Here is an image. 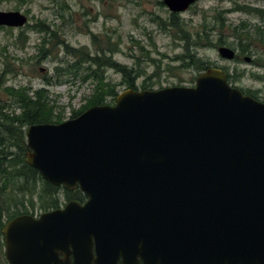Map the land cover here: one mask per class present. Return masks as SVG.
Instances as JSON below:
<instances>
[{"label": "water", "instance_id": "1", "mask_svg": "<svg viewBox=\"0 0 264 264\" xmlns=\"http://www.w3.org/2000/svg\"><path fill=\"white\" fill-rule=\"evenodd\" d=\"M196 2L164 0L173 13ZM27 23L0 11V27ZM26 137L27 164L88 200L11 221L10 264H62L58 250L68 264H264V103L225 71L209 68L190 87L127 89Z\"/></svg>", "mask_w": 264, "mask_h": 264}, {"label": "rangeland", "instance_id": "2", "mask_svg": "<svg viewBox=\"0 0 264 264\" xmlns=\"http://www.w3.org/2000/svg\"><path fill=\"white\" fill-rule=\"evenodd\" d=\"M146 9L153 11L154 8L140 3V0H0V11L28 12L29 16L28 24L23 28L9 31L7 28L0 29V49H8L4 54L13 57L10 60L11 69L16 70V73H9L3 78V86L29 85L36 90L48 86L47 80L52 82L53 86L46 88L50 90V99L55 102L54 114L65 122L74 111H79L85 105V96L92 92V80L83 82L71 74L74 64L80 60L79 57L82 58L84 51L93 57L97 54L102 57L101 67L97 66L94 70L103 74L111 84H119L122 76L112 66L107 67L108 62L113 60L131 68L139 59V68H144L149 76L158 70L152 79L138 82L142 85L148 81L154 90L172 86L189 87V83H194L199 74L194 68L186 66L191 61V55L210 62L213 67H227L234 76L245 73L246 69L251 70L245 61L234 63L233 60H224L218 51L219 47L225 46L240 53L241 46L246 43L239 41V36L244 39L252 35L254 39L250 41V46L253 47V55L264 59L263 37L259 38L254 34L259 27L264 29V18L251 10L263 11L264 0H201L192 11L182 15L178 28L173 26L172 32L160 31L152 24V17L144 15ZM157 11L160 18L165 20L162 21L165 28L166 19L170 18L168 9L157 8ZM39 21L50 27L49 34L31 28ZM243 23L247 24L246 30L237 33L235 28ZM22 31H27L29 39L25 45L18 39ZM199 33L201 35L197 36ZM51 36L52 43L48 39ZM44 39H47L46 52L41 53L40 45ZM220 39L225 44L218 46ZM67 48L80 56L68 52ZM102 50L106 52L105 55ZM109 51L112 52L108 53ZM241 55L252 54L241 52ZM1 58L0 52V70ZM80 61V67L82 64L88 65L85 61ZM153 62L156 66L152 65ZM83 66L80 73L85 71ZM168 66L170 71H167ZM59 80L61 83L57 84ZM234 82L242 87L264 89V80L247 73L240 75ZM4 87L0 91V102H11ZM118 88L122 92L126 86L120 85ZM14 195L9 191L2 197L4 208L10 196ZM35 202L37 210H41V200L36 199ZM2 249L0 240V264H4Z\"/></svg>", "mask_w": 264, "mask_h": 264}, {"label": "trees", "instance_id": "3", "mask_svg": "<svg viewBox=\"0 0 264 264\" xmlns=\"http://www.w3.org/2000/svg\"><path fill=\"white\" fill-rule=\"evenodd\" d=\"M242 8L246 9V7ZM254 11H257L256 14L259 15L261 18H264V10ZM246 26L247 24L243 23L242 26L235 28V31L238 33L241 30H246ZM31 28L35 29L37 32L40 33L49 34L50 32V27L46 26V23L43 21H39L34 26V28ZM0 29L3 30L5 28ZM7 30L9 31V29ZM202 32L205 33L206 31ZM26 33L27 31H22L18 36V39L20 41H23L24 45L29 40L27 38ZM201 33H199L197 36L201 35ZM254 34L259 38L263 37L262 41H264V29L259 27L254 32ZM48 39L51 40L50 43L53 42L52 36ZM237 39L242 43H246L245 45L241 46L243 54H253V47L250 46V41L254 39L252 38V35L250 38L245 37L243 39V37L239 36L237 37ZM46 43L47 39H44V41L40 45L41 53L46 52ZM24 45H22L23 48L25 47ZM67 50L68 52L75 54L77 57L80 56L74 50H70L68 48ZM0 52L1 56L3 57L1 58L2 69L0 70L1 91V88L4 87L3 78H5L6 75H8L9 73H16V70L11 69L10 60H12L13 57H10L9 55L5 56L4 54V52H8V49H0ZM77 52L79 53V50H77ZM110 52L112 51H109L108 53ZM102 53H104V55L106 54L104 50H102ZM79 59L85 61L86 63L92 61V63H94L95 65L97 64L100 67V63H103L101 62L103 61L102 57H100L101 60H98L97 58H90L89 53L85 51L83 53L82 58L79 57ZM190 59V63L186 66L194 68L195 70H197L198 74L213 66L210 62L202 61L201 59L196 58L193 55H191ZM258 59L260 61H264V59H261L259 56ZM80 60L76 64H74V71H72L71 74L75 78L82 79L83 82L92 80L93 88L92 92L89 95L85 96V105L79 111H74L73 115L70 118H75L79 116L81 113H83L85 110L92 106L114 103L116 97L119 94L118 87L120 85H124L128 89L132 88L135 90H139L136 87V81L141 76L140 70H138V72L135 73L134 76H132L127 66L120 65L111 60L110 62H108L107 65H110L115 68V70L122 76V81L119 84H111L110 82H107V79L103 74L97 73L96 70H86V72H83L84 75L83 73H80V68H82L83 66L82 64V66L80 67ZM105 64L106 62H104L103 65L105 66ZM57 70H60V68H58ZM167 71H170L169 66L167 68ZM230 78L229 79L231 81L237 80V77ZM230 80L229 82L232 83ZM60 83L61 81L59 80L57 84ZM47 85L53 86V83L47 80ZM46 87L36 90L29 85L20 87H4L5 92L11 97V102H0V217L3 215L4 209V205H2L4 203L1 202V199L9 191L15 194L14 196H10L9 201H16L15 204H17V201H19L21 208L20 211L12 214H19L23 212L25 213L30 208L34 209L35 207H37V204L35 202L36 199L41 200V208L45 211L58 208L61 204V197L59 195V191L62 190V187H56L51 183L45 181L42 178L41 174L36 169L29 166L26 162V154L29 151L26 137L27 129L35 124H58L63 122L60 116H55L54 114L56 106L53 103L55 102L50 99V90ZM143 88L150 89L152 87H150L149 84H147V81H145ZM55 118L57 120H55ZM75 195H80V193ZM75 195L70 194L69 191H66V196H68V199L77 198Z\"/></svg>", "mask_w": 264, "mask_h": 264}, {"label": "flooded vegetation", "instance_id": "4", "mask_svg": "<svg viewBox=\"0 0 264 264\" xmlns=\"http://www.w3.org/2000/svg\"><path fill=\"white\" fill-rule=\"evenodd\" d=\"M200 1L201 0H197V2L194 5L190 6L189 9L187 11H185L184 13H173V12H171L166 7V5L164 4V0H158V1H154V0H149V1L143 0V1H141L140 0V3H143L145 5H152L153 6V8H154L153 11H150L148 9L144 10V15H150L152 17V19H153V20H151L152 24H155L156 27L160 29V31L165 30L167 32H172V30H173L172 28H174L173 26L178 28V25H179L178 23L182 20V18H181L182 15L192 11L193 10L192 8L195 5H198ZM157 8L158 9H162V8H167L168 9V12L170 14L169 20L166 19V26L168 28L167 27H165V28L163 27L164 22H162V21H165V20L160 18L161 16H160L159 12L157 11ZM251 10L254 11L253 9H251ZM255 10H260V9H255ZM252 11H250V12L253 13ZM27 13H24V14L28 16ZM254 13H257V11H254ZM28 18H29V16H28ZM25 26H23V27H25ZM23 27H21V28H23ZM1 28L14 29L13 27H6V26H2ZM17 29H19V28H17ZM174 31H176V30H174ZM172 35H174V33H172ZM222 44H225V42L220 39L219 42H218V46H221ZM235 52H236V58H235V60H233L234 63L238 62L239 60L240 61L241 60L245 61L251 67V70L248 71L246 69L245 73L250 74L251 76H257L258 79H260V80H264V76H263L264 61H259L258 56H255L253 54L251 56L241 55L242 49H241L240 53H238L237 50ZM247 54H249V53H247ZM89 56H90V58H97L98 60L101 57L98 54L96 56H94V57L91 56V55H89ZM139 61H140L139 59L136 60L134 62L135 65L132 66L131 68H128V69L130 70L132 76H134V74L137 73L138 70L141 71V76L136 81V87L139 90H147V89L143 88L144 87V83L141 85V84H138V82L140 80L143 81V79L144 80L152 79L153 75H157L158 70H156L154 74L149 76L148 73L146 71H144V68L143 69L139 68L140 67V62ZM87 64H88L87 66H83V69H85L84 72H86V70H92L93 71L95 67L97 68V66H99L97 64L95 65L94 63L92 64V61H89ZM152 65L154 66L155 62H153ZM107 67H110V65H107ZM220 68L224 69L225 71L227 70L226 72H227L229 78L230 77H237V80H238L240 75L245 74L244 72H242V73L234 76V75H232L229 72V69L227 67H220ZM260 71H262V72H260ZM231 82H232L231 84L233 85V87H236L239 90H241L244 95L251 96L254 99H256L257 101H260V102L264 103V89H261V88L255 89V88H252V87H242V86H238L237 83H235L234 81H231ZM147 84H149L148 81H147ZM195 84H196V81L194 83H189V87L190 86H195ZM150 89H152V88H150ZM66 191H69L70 194H74V195L80 193V195H77V196L75 195L77 198L68 199L67 198L68 196H66ZM59 195L61 197L60 206L58 208H54V209H51V210H48V211H45V210H42V209L41 210H37V207H35L34 209H32V208L28 209V211L25 212V213L23 212V213H19V214H12L13 212L15 213V212L20 211L21 208H20L19 201H17V204H15L16 201L15 202H11L9 200L7 201V203L5 205V208L3 209V215L0 217V237H1L0 240H1V248H3L1 252H2V256H3L4 264H10V262L8 261L7 256H6L7 243H6V236L4 234V229L6 228V226L11 221H13L15 218H17L19 216H22V215H31L34 218L39 219L40 216L43 213L49 212V211H53V210H57V209H62L70 201H77V202L81 203L82 205H84L86 203V201L88 200L87 196L79 188L74 189V190H67L64 187H62V190L59 191ZM222 196L224 197L225 194L223 193ZM95 249H96V246H94V250ZM57 256L58 257H56V260L58 261V263L64 264V262H65V264H68L69 257L67 255H65L63 252L58 250ZM32 259H34V263L33 264H47V262L44 259L38 258L37 256H34ZM70 260H71V264H74V256L71 255L70 256ZM51 264H55V263L51 262ZM120 264H122V260L120 261ZM141 264H143L142 261H141Z\"/></svg>", "mask_w": 264, "mask_h": 264}]
</instances>
